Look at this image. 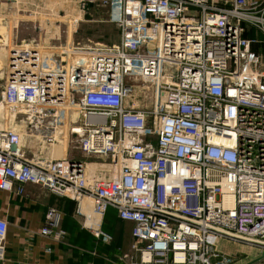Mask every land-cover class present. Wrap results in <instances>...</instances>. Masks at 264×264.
<instances>
[{"label":"built area","instance_id":"built-area-1","mask_svg":"<svg viewBox=\"0 0 264 264\" xmlns=\"http://www.w3.org/2000/svg\"><path fill=\"white\" fill-rule=\"evenodd\" d=\"M103 2L116 44L0 45V189L34 182L70 197L104 240L114 208L132 223L129 264H234L224 238L262 253L264 0ZM136 92L148 103L131 102ZM19 116L49 129L51 144L66 130L86 154L107 156L110 174L29 154L11 124ZM61 219L50 207L41 233L61 239ZM8 227L0 216V261Z\"/></svg>","mask_w":264,"mask_h":264},{"label":"crops","instance_id":"crops-1","mask_svg":"<svg viewBox=\"0 0 264 264\" xmlns=\"http://www.w3.org/2000/svg\"><path fill=\"white\" fill-rule=\"evenodd\" d=\"M79 7L80 0H0V28L5 27L6 29L5 35L0 33V42L2 41L0 45L5 40L12 43L27 40L49 43V32L62 30L61 17L78 14ZM23 118L14 119L11 124L22 131V144L29 154L44 158L68 157L82 160L88 176L110 174V162L107 156L86 154L76 137L66 130H62L55 144H51L43 135L49 129L45 126L40 127L37 121L30 122ZM18 119L21 121L18 122ZM50 207H56L61 212V226L64 223L67 230L72 229L71 233H79L81 218L77 214L74 199L34 182L25 183V191L21 194L0 189V216L6 217L9 221L5 259L0 261V264H70L71 254L63 246V242L41 233L46 212ZM112 209L117 214L116 210ZM122 221L124 220L120 219L119 222L122 228L126 226V237L132 240V223L126 221L125 224ZM128 225L130 226L129 231L127 230ZM81 227L91 232L82 223ZM62 228L64 229L63 226ZM49 246L50 251L47 250ZM99 249L103 248L99 247ZM79 251L87 252L82 262L96 264L93 249L81 247ZM77 253L80 252L77 251ZM72 260L78 259L73 258Z\"/></svg>","mask_w":264,"mask_h":264},{"label":"rangeland","instance_id":"rangeland-1","mask_svg":"<svg viewBox=\"0 0 264 264\" xmlns=\"http://www.w3.org/2000/svg\"><path fill=\"white\" fill-rule=\"evenodd\" d=\"M90 4L91 6H88L85 13L79 11L78 15H74L73 17H71L70 14L61 17L63 20L61 27L62 30L59 31L58 29L57 32L50 31L48 35V38H50L48 44H91L95 42L116 44L119 40L120 33L116 25L108 22V5L105 4L103 0H95ZM78 17H80V21L78 23H74L73 19ZM0 30V33H2L3 35L6 34L5 27L0 28ZM1 37V39H3V36ZM6 51V48L3 49L2 46H0L1 59L5 58ZM140 95L141 93L137 94L136 92L131 97L130 101L138 105L147 104L149 101L148 96L145 95V93L142 94V97H139ZM23 117L24 116H19V119H22ZM19 119L17 120L18 122L21 121H19ZM79 215L81 218V223L83 225L84 216L82 214ZM116 216V214L112 213L108 217L105 215L104 218L103 229L108 232V234H110L111 237L109 240H104L103 238L98 237L88 230L82 228L81 223H79L78 234L71 233L70 231L72 229L69 228V230H67L64 226V223L62 224L66 233L59 240L63 242V246L66 247L71 254V256H69L70 264L72 262L76 264H87L86 262H82V259H85L87 252L82 251L83 253H81V251H79V248L81 247L93 249V258H95L96 264H129L131 255L133 253L131 248L132 240L131 238L126 237V226L122 228V226L120 225V228L118 229L115 227L117 220ZM122 222L125 223L126 221L124 220ZM127 230H130L129 225ZM99 247L103 249L101 250L99 249ZM219 249L222 252L235 255L234 259L236 262H234V264H246L249 261L257 258V256L261 254L260 247L258 245L250 243L248 241L230 238H224L222 241H220ZM77 251L80 253H77ZM73 258H76L78 260L73 261Z\"/></svg>","mask_w":264,"mask_h":264},{"label":"trees","instance_id":"trees-1","mask_svg":"<svg viewBox=\"0 0 264 264\" xmlns=\"http://www.w3.org/2000/svg\"><path fill=\"white\" fill-rule=\"evenodd\" d=\"M112 213H114V214H116L115 213V211L112 209V208H110L109 210H108V212H107V214H106V216L108 217L109 215H111ZM117 215V214H116ZM117 217V220H116V224H115V227L118 229V228H120V217L119 216H116ZM121 220H123V219H121Z\"/></svg>","mask_w":264,"mask_h":264},{"label":"water","instance_id":"water-1","mask_svg":"<svg viewBox=\"0 0 264 264\" xmlns=\"http://www.w3.org/2000/svg\"><path fill=\"white\" fill-rule=\"evenodd\" d=\"M264 259V251L259 255L257 256V258H255L254 260L252 261H249L248 263L246 264H257L258 262H260L261 260Z\"/></svg>","mask_w":264,"mask_h":264}]
</instances>
